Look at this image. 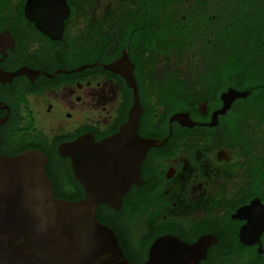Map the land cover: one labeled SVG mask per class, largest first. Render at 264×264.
<instances>
[{
    "label": "flooded vegetation",
    "instance_id": "flooded-vegetation-1",
    "mask_svg": "<svg viewBox=\"0 0 264 264\" xmlns=\"http://www.w3.org/2000/svg\"><path fill=\"white\" fill-rule=\"evenodd\" d=\"M222 2L0 0V155L44 154L56 199L85 197L62 149L116 135L137 95L138 135L160 145L119 211L97 207L130 264L166 237L206 244L172 264H264V116L244 112L264 90V27L243 23L249 48L241 22L228 38ZM232 9L250 18L264 0Z\"/></svg>",
    "mask_w": 264,
    "mask_h": 264
},
{
    "label": "water",
    "instance_id": "water-1",
    "mask_svg": "<svg viewBox=\"0 0 264 264\" xmlns=\"http://www.w3.org/2000/svg\"><path fill=\"white\" fill-rule=\"evenodd\" d=\"M141 113L136 95L129 120L116 135L101 142L84 137L62 149L74 166L83 162L75 169L85 190L79 201L55 198L44 154L0 155V264H130L114 231L98 221L97 207L119 211L139 179L146 151L160 145L138 135ZM205 251L204 241L190 246L166 237L153 244L146 264H172L173 254L181 263L189 255L196 262Z\"/></svg>",
    "mask_w": 264,
    "mask_h": 264
},
{
    "label": "trees",
    "instance_id": "trees-1",
    "mask_svg": "<svg viewBox=\"0 0 264 264\" xmlns=\"http://www.w3.org/2000/svg\"><path fill=\"white\" fill-rule=\"evenodd\" d=\"M238 0H223L222 4H223V21L227 22V26H225V30L228 31V38H231L232 34H229V28L231 27V24L235 22H241V24L239 25V28L237 29L239 32L242 33V30H244L243 28L245 27V30H247V25L244 26L243 23H250L249 20H252L253 22H256L258 24H260V27H264V11L254 14V16L250 17V18H244L243 16H237V13H235V11H233L232 6L236 4ZM244 14V13H243ZM246 21V22H245ZM234 24V27H236V25ZM239 37H245L244 40H241L240 42H243L247 48H249L251 42L250 40H248V38L250 37H254L255 35L253 34H238ZM253 104L255 106L250 107L249 109H245V113H247L248 115H251L252 117H263L264 116V90H262L261 87H258L257 85L253 87V94H252V99ZM61 191V190H60ZM60 198L64 199V200H69V201H75L76 198L71 195H63L62 193H60L59 195Z\"/></svg>",
    "mask_w": 264,
    "mask_h": 264
},
{
    "label": "snow or ice",
    "instance_id": "snow-or-ice-1",
    "mask_svg": "<svg viewBox=\"0 0 264 264\" xmlns=\"http://www.w3.org/2000/svg\"><path fill=\"white\" fill-rule=\"evenodd\" d=\"M5 36L0 35V48H3L5 46ZM161 244L166 243L165 241H161Z\"/></svg>",
    "mask_w": 264,
    "mask_h": 264
}]
</instances>
